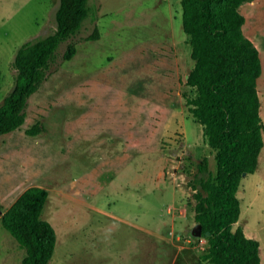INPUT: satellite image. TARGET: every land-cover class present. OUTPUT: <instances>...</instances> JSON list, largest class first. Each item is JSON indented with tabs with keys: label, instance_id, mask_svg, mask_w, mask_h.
<instances>
[{
	"label": "rangeland",
	"instance_id": "374dc122",
	"mask_svg": "<svg viewBox=\"0 0 264 264\" xmlns=\"http://www.w3.org/2000/svg\"><path fill=\"white\" fill-rule=\"evenodd\" d=\"M59 3L0 0L1 99L14 86L12 62L18 48L55 30ZM88 4L91 14L57 49L47 79L28 100L21 126L23 132L43 122L50 147L60 158L38 183L26 182L49 193L42 218L56 233L50 264H209L201 259L205 239L192 233L196 223L189 181L204 158L206 176L215 174V152L187 105L195 97L186 84L194 62L182 29L181 0ZM239 10L245 16L243 33L257 47L262 63L257 90L264 125V0H247ZM93 13L98 15V33ZM95 34L98 39L91 40ZM71 43L76 54L63 60ZM136 101L144 102L139 107ZM115 107L127 113L126 123H138L141 132L148 120L147 148L131 149L126 137L96 126L114 119ZM69 117L70 153L64 143ZM6 135L0 137V148ZM78 178L81 192L55 189ZM17 193L0 201L3 213ZM237 197L241 212L234 228L241 226L259 242L264 264V146L256 171L242 178ZM24 254L0 221V264H21Z\"/></svg>",
	"mask_w": 264,
	"mask_h": 264
},
{
	"label": "trees",
	"instance_id": "16d2710c",
	"mask_svg": "<svg viewBox=\"0 0 264 264\" xmlns=\"http://www.w3.org/2000/svg\"><path fill=\"white\" fill-rule=\"evenodd\" d=\"M89 0H60L55 30L22 44L12 65L14 86L0 98V137L20 128L28 100L48 77L56 52L91 14ZM247 0H181L182 29L188 37L194 62L186 84L195 90L187 99L189 112L202 126L203 136L215 152L216 172L208 174V160L197 164L189 181L194 199V221L202 226L207 244L201 259L209 264H262L260 244L246 236L241 226L237 197L243 173L253 174L264 146L257 80L262 63L257 47L245 36V16L240 6ZM97 13H93L98 33ZM98 39L97 34L89 37ZM76 46L62 54L70 60ZM45 131L43 122L26 129L28 136ZM48 190L27 188L0 217L2 226L25 250L21 264H50L56 245L53 226L42 218Z\"/></svg>",
	"mask_w": 264,
	"mask_h": 264
},
{
	"label": "crops",
	"instance_id": "0c3cea01",
	"mask_svg": "<svg viewBox=\"0 0 264 264\" xmlns=\"http://www.w3.org/2000/svg\"><path fill=\"white\" fill-rule=\"evenodd\" d=\"M142 102L144 101H136L134 105L140 107ZM108 105V102L104 103L105 107ZM119 111H122L121 108L115 107V110L113 111L114 119L111 118V120H107L103 123H95L96 126L100 129L107 130L115 137H126L132 141L131 149L140 146L144 147V149L147 148L146 139H148L149 136L148 120L147 128L141 132L139 130V126H137L138 123L134 126L130 125V123H126L127 113H123V111L118 113ZM64 123L66 130L68 131L65 133L67 139L64 143L70 153V117ZM27 128L28 127H25L22 132L20 127L11 132L9 135H6V141L5 143L2 142V146L0 148V168H3L0 170V201L6 200L8 194L17 193L19 191L16 196L10 200L8 206L12 205L13 201L31 186L30 184H26V182L38 179V183L46 173L55 170L60 162V158L50 147V139L46 135V130L39 136H28L24 132ZM83 128H85V123ZM88 131L89 130H87V132ZM91 134L93 135V133ZM84 176L87 177L88 173ZM42 183L47 185L45 180H43ZM91 184H93L92 181ZM61 185L62 187L59 188L58 186L55 189L60 191L61 188H65L67 189L68 194H70V187H73V190L78 192H81L82 188L80 178L72 180L71 182L69 180ZM47 204L48 201L44 208H46ZM45 210L46 209H43V214L45 213Z\"/></svg>",
	"mask_w": 264,
	"mask_h": 264
},
{
	"label": "water",
	"instance_id": "95a60500",
	"mask_svg": "<svg viewBox=\"0 0 264 264\" xmlns=\"http://www.w3.org/2000/svg\"><path fill=\"white\" fill-rule=\"evenodd\" d=\"M186 79H188V75L186 76ZM243 177L246 176V173H243L242 175ZM3 214L2 209L0 208V215ZM192 233L195 237H201L202 235V226L200 224H196L193 229H192Z\"/></svg>",
	"mask_w": 264,
	"mask_h": 264
}]
</instances>
